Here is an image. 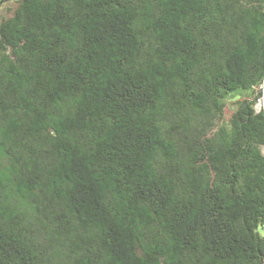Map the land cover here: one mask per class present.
I'll return each instance as SVG.
<instances>
[{
	"label": "trees",
	"instance_id": "obj_1",
	"mask_svg": "<svg viewBox=\"0 0 264 264\" xmlns=\"http://www.w3.org/2000/svg\"><path fill=\"white\" fill-rule=\"evenodd\" d=\"M11 1L0 264H264V0Z\"/></svg>",
	"mask_w": 264,
	"mask_h": 264
},
{
	"label": "rangeland",
	"instance_id": "obj_2",
	"mask_svg": "<svg viewBox=\"0 0 264 264\" xmlns=\"http://www.w3.org/2000/svg\"><path fill=\"white\" fill-rule=\"evenodd\" d=\"M16 7H17V3L15 1H11L8 4H6L4 9H2V11L0 13V21L2 19H6V18L10 17L14 13ZM260 107H261V105H260Z\"/></svg>",
	"mask_w": 264,
	"mask_h": 264
}]
</instances>
